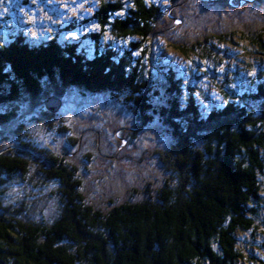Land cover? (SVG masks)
<instances>
[{
  "label": "trees",
  "instance_id": "obj_1",
  "mask_svg": "<svg viewBox=\"0 0 264 264\" xmlns=\"http://www.w3.org/2000/svg\"><path fill=\"white\" fill-rule=\"evenodd\" d=\"M92 18L102 30L86 36L92 48L22 34L0 44V264H245L250 256L264 264V74L221 84L224 102L205 109L193 84L201 75L186 68L183 79L155 46L162 38L185 58L222 64L224 44L246 41L264 61V0H169L166 9L102 0ZM107 29L128 48L103 41ZM51 96L59 111L75 100L78 116L88 108L100 129L75 133L71 115L62 124L46 107ZM94 100L130 112L136 129L156 124L166 140L151 148L119 122L105 146L110 132L89 109ZM27 118L57 134L71 129L70 152L35 140ZM133 143L150 158L139 171L121 163ZM98 155L110 162L100 179L115 185L110 199L86 191ZM246 234L250 248L239 242Z\"/></svg>",
  "mask_w": 264,
  "mask_h": 264
},
{
  "label": "rangeland",
  "instance_id": "obj_2",
  "mask_svg": "<svg viewBox=\"0 0 264 264\" xmlns=\"http://www.w3.org/2000/svg\"><path fill=\"white\" fill-rule=\"evenodd\" d=\"M101 1L102 0H0V44L4 42L7 43L12 39V35L16 36L17 34H22L31 39L32 42L33 40L40 42L50 39H59V42L64 44L77 43L80 49L83 47L92 48L93 43L89 37L86 36L92 32L100 33L102 31L100 23L92 18L93 12L99 9ZM122 1L127 5L133 3V0ZM147 1L161 4L165 9L169 2V0ZM237 6L240 5L238 4ZM119 14L122 16L124 12ZM102 34L103 41H111L113 46L117 49L124 50L128 48V39H118L108 29ZM245 42L246 41H237L235 44H224L226 50L222 52V55L224 56L225 61L222 64H216L215 61L209 59L201 60L195 55H192L190 58H185L178 50L166 45L162 38L156 39L155 46L158 53L157 55L162 56L161 62L164 63L165 66L174 67L175 70L179 71L178 74L182 76L183 79L184 77L186 79L188 75L187 72H185L186 68L193 67V69H196L197 74H200L201 76L193 82L195 86V97L197 98L198 103L202 104L205 109H208V105H214L215 103L221 104L224 102L225 96L221 92V84L230 82L229 85H234L235 83L244 82L246 78L243 77L247 75L254 76L260 72L264 74L263 59L260 58V55L257 52H255L254 48H251V44H246ZM246 45L249 46L248 50ZM207 65H210L212 69L216 70V73H211L214 72V70H208L209 74H206L204 71L206 70ZM182 90L185 95L187 89ZM71 103L78 102L75 100L71 101L70 104ZM70 104L63 110H58L59 113L57 112L55 119L61 121L62 124H68L65 118H67L68 115H71L74 121L69 127H72L75 130V133L84 128L97 133V130L100 129V127H97L96 125L98 119L95 120L94 117L88 114L90 113L88 108L84 106L82 109V115L78 116L74 107H77L79 104H75L74 106ZM108 105L110 104L107 100H104V104L102 105L99 100L89 102V109L91 106H94L93 110L99 112L101 117L100 120H104L105 125L108 128L107 130L110 132V137L102 141L105 146H111V143L109 142L114 141L112 135L116 127L119 125V122H127L129 127H133L132 125L134 124L132 119L133 115L130 112L116 107L115 109H111ZM93 110H91V114ZM31 118L37 117L32 116ZM29 120L30 118H27L25 125H30L34 132L35 140L41 142L43 146L50 145L51 147L64 151L65 153L70 152V150L65 147L64 141H66L68 137L71 138L74 136L73 133H71V129L69 130V135L68 133L57 134L56 131L46 130L43 124ZM133 130H136L138 132L137 135L144 139L151 148L159 147V145L166 140L165 132L157 127L156 124L151 126L148 131H144L142 128L136 129L135 127H133ZM115 133L120 136V131ZM120 138H122V136H120ZM91 148L92 146L87 148L88 150L84 151V154L89 153ZM135 148H137V146L134 143L132 147L126 145L124 151L125 155L121 160V163L126 166H134L136 170L139 171V169L143 168L142 162L145 163L150 160V158L145 152L136 153L134 151ZM82 157L78 158L81 164H91L89 162L90 158L87 156ZM109 164L110 162L107 155H98L96 165L99 169L86 175V191L89 189L90 197H98L99 199H102L103 197H99L102 191H105V194L103 193L104 200L108 198L110 199V196H112L111 192L115 190V185H110L108 180H100L106 174L105 169ZM151 165L153 168H158L159 163L155 160L151 161ZM141 175L143 174H137L138 177H141ZM147 176L148 175H146V177ZM107 177L109 176L107 175ZM119 178L123 180L124 174H119ZM261 181L264 185V175H261ZM126 182L127 181H123L122 183L125 185ZM96 183L98 184V190L94 193L93 188ZM258 209L260 227L258 230L259 232H257V238L264 243V201L261 202ZM241 237V241L239 242L243 246H249L250 248L252 246L250 240L247 241V239H245L247 234ZM253 240L255 239L252 237V241ZM249 248L245 250H250ZM255 254L260 255L259 252H256ZM250 257V259L245 260V264H263L258 261L257 258H252L253 256Z\"/></svg>",
  "mask_w": 264,
  "mask_h": 264
},
{
  "label": "water",
  "instance_id": "obj_3",
  "mask_svg": "<svg viewBox=\"0 0 264 264\" xmlns=\"http://www.w3.org/2000/svg\"><path fill=\"white\" fill-rule=\"evenodd\" d=\"M45 105L51 112H57L61 107V100L55 96H51L45 100Z\"/></svg>",
  "mask_w": 264,
  "mask_h": 264
},
{
  "label": "bare ground",
  "instance_id": "obj_4",
  "mask_svg": "<svg viewBox=\"0 0 264 264\" xmlns=\"http://www.w3.org/2000/svg\"><path fill=\"white\" fill-rule=\"evenodd\" d=\"M0 108H2V106H0Z\"/></svg>",
  "mask_w": 264,
  "mask_h": 264
}]
</instances>
